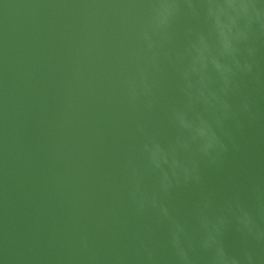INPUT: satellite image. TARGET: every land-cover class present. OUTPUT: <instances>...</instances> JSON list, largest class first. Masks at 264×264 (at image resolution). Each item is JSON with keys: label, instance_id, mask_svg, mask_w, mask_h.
<instances>
[{"label": "water", "instance_id": "1", "mask_svg": "<svg viewBox=\"0 0 264 264\" xmlns=\"http://www.w3.org/2000/svg\"><path fill=\"white\" fill-rule=\"evenodd\" d=\"M144 15V0H0V264H140L138 238L170 257L166 227L151 211L134 215L123 188L125 161L141 162L136 122L166 141L180 99L169 72L152 111L127 104ZM257 63L243 87L257 118L234 132L239 150L203 168V188L168 201L193 231L202 190L252 205V188H264V42ZM225 243L236 252L242 242L231 230Z\"/></svg>", "mask_w": 264, "mask_h": 264}, {"label": "clouds", "instance_id": "2", "mask_svg": "<svg viewBox=\"0 0 264 264\" xmlns=\"http://www.w3.org/2000/svg\"><path fill=\"white\" fill-rule=\"evenodd\" d=\"M138 46L131 52L123 80L128 106L152 111L175 75L179 102L168 109L175 134L166 141L136 122L141 162L130 156L123 166V188L134 215L154 213L167 230L170 257L165 261L144 238L140 264H264V188L253 187L249 205L238 193L217 201L201 191L194 212L195 230L179 219L168 201L175 189L204 185L203 168L219 169L231 150L234 132L256 112L243 92L257 79V57L264 42V0H144ZM154 187H149V179ZM240 237L229 251L227 233ZM149 233L153 229H147ZM87 247V242H85ZM259 249V251H258ZM95 257L90 260L95 262Z\"/></svg>", "mask_w": 264, "mask_h": 264}]
</instances>
